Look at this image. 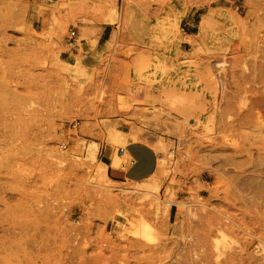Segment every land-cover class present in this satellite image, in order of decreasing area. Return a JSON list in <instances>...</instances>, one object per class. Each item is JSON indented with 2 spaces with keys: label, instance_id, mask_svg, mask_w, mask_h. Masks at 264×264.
Wrapping results in <instances>:
<instances>
[{
  "label": "rangeland",
  "instance_id": "rangeland-1",
  "mask_svg": "<svg viewBox=\"0 0 264 264\" xmlns=\"http://www.w3.org/2000/svg\"><path fill=\"white\" fill-rule=\"evenodd\" d=\"M0 264H264V0H0Z\"/></svg>",
  "mask_w": 264,
  "mask_h": 264
},
{
  "label": "crops",
  "instance_id": "crops-1",
  "mask_svg": "<svg viewBox=\"0 0 264 264\" xmlns=\"http://www.w3.org/2000/svg\"><path fill=\"white\" fill-rule=\"evenodd\" d=\"M110 26L111 24H106L104 26H88L87 28L89 30L95 29L96 35L98 36L97 43L99 44L103 40L107 41V39L105 40V36H107L106 32ZM90 34L93 33L91 32ZM124 148L125 153L123 155H121L118 150V157L121 159H135L136 164L133 166L127 164L123 173L112 166L115 153L113 146L107 145L106 149L102 151L103 156L108 161V164H104L110 167L109 172H111V175L117 176L119 179L121 176L123 177L119 182L139 183L147 181L153 176L159 175L158 154L151 145L143 142H129Z\"/></svg>",
  "mask_w": 264,
  "mask_h": 264
},
{
  "label": "built area",
  "instance_id": "built-area-1",
  "mask_svg": "<svg viewBox=\"0 0 264 264\" xmlns=\"http://www.w3.org/2000/svg\"><path fill=\"white\" fill-rule=\"evenodd\" d=\"M77 40H78V32H77L76 28H70L69 32H68V37H67V45H68V47L76 48L78 46L77 45ZM78 126H79V122H74V123H72L70 125V128L71 129H77ZM62 148L66 149L67 145L66 144H62ZM119 153L121 155H123L125 153V148L124 147L119 148ZM128 164L133 166V165L136 164V160L131 158V159H129ZM76 220L77 219H75V221Z\"/></svg>",
  "mask_w": 264,
  "mask_h": 264
},
{
  "label": "bare ground",
  "instance_id": "bare-ground-1",
  "mask_svg": "<svg viewBox=\"0 0 264 264\" xmlns=\"http://www.w3.org/2000/svg\"><path fill=\"white\" fill-rule=\"evenodd\" d=\"M221 63V62H220ZM219 63V64H220ZM222 63H224V62H222ZM222 63H221V65H222ZM225 64V63H224ZM79 65H81V64H79ZM76 79V78H75ZM224 84V83H223ZM221 87V86H220ZM259 113V112H258ZM258 119H260V118H258ZM91 152H90V154H93L94 153V151H95V149L94 148H92L91 150H90ZM120 163H121V159L119 158V157H117L116 158V160H115V164H114V166H116V167H118V166H120ZM254 179V178H253Z\"/></svg>",
  "mask_w": 264,
  "mask_h": 264
}]
</instances>
